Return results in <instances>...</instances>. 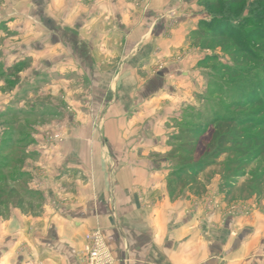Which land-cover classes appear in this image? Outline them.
I'll list each match as a JSON object with an SVG mask.
<instances>
[{
	"label": "crops",
	"instance_id": "crops-1",
	"mask_svg": "<svg viewBox=\"0 0 264 264\" xmlns=\"http://www.w3.org/2000/svg\"><path fill=\"white\" fill-rule=\"evenodd\" d=\"M175 1L167 4V0H148L150 9H145L138 21L145 27L146 22L159 21L155 13ZM0 2L9 7L2 10L0 20L14 26L21 18L16 9L29 4L25 0ZM29 2L35 6L39 0ZM77 3V12L70 14L69 22L75 24L80 38L96 33L100 39L98 45L93 35L95 46L91 49L77 44V53H83L86 59L89 51L94 56L104 46L103 32L97 34L96 25L104 17L95 7L132 3ZM88 6H93V13ZM125 18L122 21L130 20ZM117 34L114 32L112 37L119 38ZM122 34L125 35L120 33V37ZM138 35L148 36L144 27ZM160 37L158 34L155 38ZM160 42L140 46L138 64L125 63L126 72L135 66L136 72L145 70L142 63L152 55L158 60L166 56V45L163 43L160 49ZM22 49L25 48L0 46V76L4 82L9 71L21 66L18 59ZM178 69L182 71V67ZM136 80L137 85L147 82L143 77ZM118 95L111 91L108 99L104 139L65 143V156L55 152L59 149L55 147L35 163L32 153L37 145H29L31 151L26 154L30 155L27 161L31 163V180L27 187L29 191H40L44 201L39 206L0 207V264H81L85 236L95 230L102 231L114 264H264V194L231 201L220 192L221 177L216 176L205 194L196 196L185 191L172 200L167 187L170 162L163 157L168 151L167 138L161 139L163 131L159 126L135 124L136 120L142 122L152 116L153 112L142 107L151 104L157 95L136 103L141 109L134 115L124 103L130 101L128 93ZM21 101L0 90V115L17 110ZM1 132L0 126V135Z\"/></svg>",
	"mask_w": 264,
	"mask_h": 264
},
{
	"label": "rangeland",
	"instance_id": "rangeland-1",
	"mask_svg": "<svg viewBox=\"0 0 264 264\" xmlns=\"http://www.w3.org/2000/svg\"><path fill=\"white\" fill-rule=\"evenodd\" d=\"M25 1L29 4L16 9L21 18L15 26L0 20V46L25 48L20 50L23 51L18 59L21 66L8 72L6 83L3 81L5 78L0 76V83L3 81L1 92L14 100L23 101L14 110L22 111L21 114L0 117V136L6 131L14 142L36 144L37 148L32 153L34 163L40 157H46L45 154L55 147L59 148L55 152L65 156V143L104 139V116L109 108L111 91H117L121 97L128 93L130 101L124 103L132 115L141 109L136 103L157 95L151 104L142 107L153 112L152 116L142 122L136 120L135 124L145 125L146 128L160 127L163 131L160 137L167 138L168 146L163 157L177 145L179 135L202 129L215 114L249 117L254 111L264 112V101L246 110L234 107L235 101L244 102L242 95L246 96L256 88L260 97L264 98L261 89L264 69L240 70L221 49L205 48L201 42L197 43V34L204 35L206 32L201 27L202 23H211L213 17L207 7L210 0H176V3L155 13V19L159 21L146 22L147 28L138 19L145 9H150L148 0H129L132 5L121 4L112 8L110 5H103L100 9L95 7L104 17L96 24L97 34L103 32L101 42L104 46L102 52L94 56L91 54L93 51H89V58L86 59L83 53H77V44L91 49L95 46L96 37L93 35L96 33L80 38L75 24L69 22L70 14L77 12L79 0H39L35 6L29 0ZM247 1L244 18L254 3V0ZM169 2L173 0H167V4ZM85 3L90 5L93 0H85ZM87 8L93 13V6ZM4 9L9 10V7L5 8L0 2V17ZM124 15L130 20L122 21ZM230 20L234 17L230 16ZM143 27L147 38L138 35ZM114 32L119 38L112 37ZM120 33L125 35L120 37ZM158 34L161 35L160 40L155 38ZM96 36L99 45V35ZM157 41L160 42V49L166 45V56L158 60L152 55L142 63L145 70L136 72L137 66L132 65L133 70L126 72L125 63L138 64L137 50L140 46H151ZM226 66L240 72L241 77L233 79L225 74ZM178 67H182V71ZM137 77L147 80L146 84L137 85ZM91 96L94 97L90 99ZM259 121H264V115ZM91 129L93 134L88 133ZM57 135L60 138L55 139ZM28 147L26 151L29 153L31 150ZM26 156L20 169L29 174L31 163L27 160L30 155ZM258 165L259 162L253 165L249 173L259 168ZM173 168L170 162L169 169ZM37 169L40 170L39 167ZM5 173L9 174L11 170ZM35 192L41 194L40 191ZM38 199L32 201L34 206L43 204V197Z\"/></svg>",
	"mask_w": 264,
	"mask_h": 264
},
{
	"label": "trees",
	"instance_id": "trees-1",
	"mask_svg": "<svg viewBox=\"0 0 264 264\" xmlns=\"http://www.w3.org/2000/svg\"><path fill=\"white\" fill-rule=\"evenodd\" d=\"M247 4V0H210L207 7L213 17L211 23H202L206 32L197 34V43L201 42L205 48L221 49L240 70L264 69V0H254L244 18ZM230 16L234 20L231 21ZM224 72L233 79L241 77V73L230 66L224 67ZM261 85L264 91V80ZM242 96L244 102H234L237 110H246L264 101L257 88ZM12 113L14 116L22 111L10 110L0 117ZM263 115L260 110L250 113L249 117L215 114L202 129L179 135L177 145L164 156L174 166L167 179L170 198L178 199L185 191L196 196L205 194L207 185L216 176L221 177L220 192L231 201L262 196L264 121L259 120ZM11 138L5 131L0 140V207L34 206L32 201L39 200L41 195L29 191L30 175L20 170L27 157L26 147L31 143L22 144V141L14 142ZM258 162L259 168L249 173ZM5 169L11 173L6 174Z\"/></svg>",
	"mask_w": 264,
	"mask_h": 264
},
{
	"label": "built area",
	"instance_id": "built-area-1",
	"mask_svg": "<svg viewBox=\"0 0 264 264\" xmlns=\"http://www.w3.org/2000/svg\"><path fill=\"white\" fill-rule=\"evenodd\" d=\"M60 138L58 135L55 139ZM81 264H114L115 259L100 230L89 232L85 236V246L81 251ZM29 264H33L29 262Z\"/></svg>",
	"mask_w": 264,
	"mask_h": 264
}]
</instances>
